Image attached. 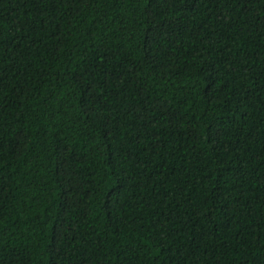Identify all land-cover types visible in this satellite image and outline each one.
I'll list each match as a JSON object with an SVG mask.
<instances>
[{"label": "trees", "instance_id": "16d2710c", "mask_svg": "<svg viewBox=\"0 0 264 264\" xmlns=\"http://www.w3.org/2000/svg\"><path fill=\"white\" fill-rule=\"evenodd\" d=\"M0 264H264V0H0Z\"/></svg>", "mask_w": 264, "mask_h": 264}]
</instances>
